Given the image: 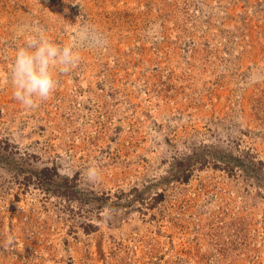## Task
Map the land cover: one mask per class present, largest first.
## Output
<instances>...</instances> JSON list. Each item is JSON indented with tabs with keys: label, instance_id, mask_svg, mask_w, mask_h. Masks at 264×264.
Here are the masks:
<instances>
[{
	"label": "rangeland",
	"instance_id": "obj_1",
	"mask_svg": "<svg viewBox=\"0 0 264 264\" xmlns=\"http://www.w3.org/2000/svg\"><path fill=\"white\" fill-rule=\"evenodd\" d=\"M24 22L109 44L35 111L0 79V264H264V0H0V75Z\"/></svg>",
	"mask_w": 264,
	"mask_h": 264
},
{
	"label": "clouds",
	"instance_id": "obj_2",
	"mask_svg": "<svg viewBox=\"0 0 264 264\" xmlns=\"http://www.w3.org/2000/svg\"><path fill=\"white\" fill-rule=\"evenodd\" d=\"M64 30L71 33L66 42H58L36 22H24L14 29L16 47L0 79L10 86L13 98L26 111H35L51 99L58 86V76L72 72L81 63L84 50L103 51L108 47L107 35L91 23H81L75 28L66 26ZM146 36L155 41L161 39L159 25H151ZM261 78L264 70L250 73L248 82L255 83ZM71 173L69 168L68 174ZM82 175L87 183L95 184L102 180L103 169L93 162ZM110 213V209L103 210L102 222L107 223Z\"/></svg>",
	"mask_w": 264,
	"mask_h": 264
}]
</instances>
